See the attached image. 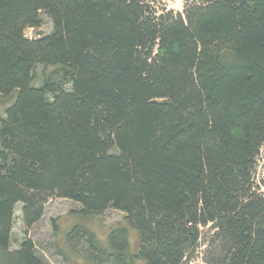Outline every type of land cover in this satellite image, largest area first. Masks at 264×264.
Instances as JSON below:
<instances>
[{"label": "trees", "instance_id": "trees-1", "mask_svg": "<svg viewBox=\"0 0 264 264\" xmlns=\"http://www.w3.org/2000/svg\"><path fill=\"white\" fill-rule=\"evenodd\" d=\"M157 2L0 0V264H47L12 231L53 198L126 214L92 262L264 264V0Z\"/></svg>", "mask_w": 264, "mask_h": 264}, {"label": "rangeland", "instance_id": "rangeland-1", "mask_svg": "<svg viewBox=\"0 0 264 264\" xmlns=\"http://www.w3.org/2000/svg\"><path fill=\"white\" fill-rule=\"evenodd\" d=\"M157 5L165 6L174 13H183L186 4H193L199 0H157ZM41 27L37 30H27L25 35L29 38H39L40 36L50 35L53 32V23L43 14L41 16ZM55 70L54 67L39 65L35 69V86H43L47 76ZM16 93L5 97L0 96V117H5L8 107L14 102ZM257 182L264 181V147L259 156L258 169L256 174ZM264 193V188L262 189ZM81 206L67 199L53 198L46 206L45 214L40 222L27 230L22 218V205L16 208L15 223L12 231L11 249L20 248L25 238L32 240L36 246L37 254L44 259L47 264H106L99 260L92 262L90 255L93 252V244L97 249L107 248V234L117 224H124L126 214L120 211L109 209L106 212L81 218L79 212ZM81 227L87 230L88 234H83L80 240V246L73 249L69 246L70 234L74 235V228ZM84 233V232H82ZM131 248L136 244V233L131 231ZM73 237V236H71ZM131 251V250H130ZM201 252V251H200ZM112 264H115L114 262ZM131 264H142L134 261ZM191 264H205L203 254H197L196 259Z\"/></svg>", "mask_w": 264, "mask_h": 264}]
</instances>
